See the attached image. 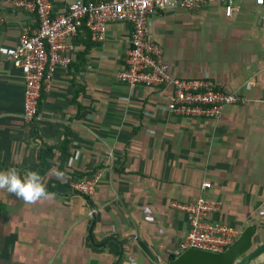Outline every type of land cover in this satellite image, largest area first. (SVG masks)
<instances>
[{
  "label": "crops",
  "instance_id": "obj_1",
  "mask_svg": "<svg viewBox=\"0 0 264 264\" xmlns=\"http://www.w3.org/2000/svg\"><path fill=\"white\" fill-rule=\"evenodd\" d=\"M75 1L51 0L53 11ZM235 2L232 16L222 0L194 9L172 1L152 15L151 38L174 74L244 97L219 118L174 115L170 85L118 78L129 23H111L102 41L87 26L68 38L72 61L43 86L33 122L24 73L0 52V171H38L53 194L27 204L0 190V264H166L190 228L173 203L197 199L204 182V196L220 203L209 220L240 233L255 224L264 239V4ZM38 25L0 0V46ZM92 178L90 195L71 186Z\"/></svg>",
  "mask_w": 264,
  "mask_h": 264
},
{
  "label": "built area",
  "instance_id": "obj_2",
  "mask_svg": "<svg viewBox=\"0 0 264 264\" xmlns=\"http://www.w3.org/2000/svg\"><path fill=\"white\" fill-rule=\"evenodd\" d=\"M194 9L214 0H77L65 12L55 13L51 0H12L16 7L36 14L39 25L25 32L15 46H0V52L13 61L25 76L24 119L33 122L43 86L50 82L56 68L69 65L73 46L68 38L87 26L95 41L106 37L111 23L125 22L132 26L130 48L124 58L118 78L130 85L159 87L170 85L169 110L177 116L219 118L227 105L244 102L238 92H226L205 78H183L174 74L165 62L161 45L151 38L152 15L165 9L170 2ZM225 14L232 16L239 9L235 0H222ZM260 5L264 0H256ZM96 178L75 180L71 186L83 194L94 193ZM210 182L202 184L203 193L189 203L173 205L188 213L190 228L176 249L175 256L188 248L213 252L226 250L239 236L235 227L209 220L210 213L220 207L218 201L207 199L204 191Z\"/></svg>",
  "mask_w": 264,
  "mask_h": 264
},
{
  "label": "water",
  "instance_id": "obj_3",
  "mask_svg": "<svg viewBox=\"0 0 264 264\" xmlns=\"http://www.w3.org/2000/svg\"><path fill=\"white\" fill-rule=\"evenodd\" d=\"M257 225L247 226L239 237L224 251L213 252L198 248H188L166 264H262L264 263V239ZM139 247L153 261L158 260L151 249L140 239Z\"/></svg>",
  "mask_w": 264,
  "mask_h": 264
},
{
  "label": "clouds",
  "instance_id": "obj_4",
  "mask_svg": "<svg viewBox=\"0 0 264 264\" xmlns=\"http://www.w3.org/2000/svg\"><path fill=\"white\" fill-rule=\"evenodd\" d=\"M0 190L14 194L17 199L27 204H35L53 196L47 191L44 177L38 171L28 170L21 175L14 167L0 171Z\"/></svg>",
  "mask_w": 264,
  "mask_h": 264
},
{
  "label": "trees",
  "instance_id": "obj_5",
  "mask_svg": "<svg viewBox=\"0 0 264 264\" xmlns=\"http://www.w3.org/2000/svg\"><path fill=\"white\" fill-rule=\"evenodd\" d=\"M91 37V36H90ZM90 39V38H89ZM38 108H39V105H38ZM175 257V255H171L170 256V259H172V258H174Z\"/></svg>",
  "mask_w": 264,
  "mask_h": 264
}]
</instances>
